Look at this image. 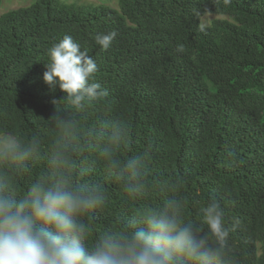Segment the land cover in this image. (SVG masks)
Returning <instances> with one entry per match:
<instances>
[{
  "label": "trees",
  "instance_id": "trees-1",
  "mask_svg": "<svg viewBox=\"0 0 264 264\" xmlns=\"http://www.w3.org/2000/svg\"><path fill=\"white\" fill-rule=\"evenodd\" d=\"M108 1L117 5L32 0L0 14V127L51 139L52 101L64 94L43 81L47 49L72 36L109 95L61 116L122 119L131 150L154 145L150 177L182 180L193 220L211 197L221 202L234 264H264V0ZM207 13L221 17L202 23ZM109 31L104 51L95 36ZM92 180L109 192L100 222L122 219L130 205L102 165Z\"/></svg>",
  "mask_w": 264,
  "mask_h": 264
},
{
  "label": "clouds",
  "instance_id": "clouds-1",
  "mask_svg": "<svg viewBox=\"0 0 264 264\" xmlns=\"http://www.w3.org/2000/svg\"><path fill=\"white\" fill-rule=\"evenodd\" d=\"M116 36L97 34L95 43L107 51ZM47 56L43 81L64 94L52 101L51 139L0 127V264H234V225L218 199L193 220L182 180L150 177L154 145L131 150L126 122L61 116L105 103L96 60L70 35ZM98 164L130 205L110 223L100 222L110 198L105 184L92 180Z\"/></svg>",
  "mask_w": 264,
  "mask_h": 264
},
{
  "label": "rangeland",
  "instance_id": "rangeland-1",
  "mask_svg": "<svg viewBox=\"0 0 264 264\" xmlns=\"http://www.w3.org/2000/svg\"><path fill=\"white\" fill-rule=\"evenodd\" d=\"M31 1L32 0H0V14L9 9L26 6L29 3H31ZM61 1L76 5L100 4L103 2H106V4L108 5H113V6L117 5L115 1L110 2L108 0H61ZM216 17L220 18L221 16L207 13L202 17L201 22L208 23L211 19Z\"/></svg>",
  "mask_w": 264,
  "mask_h": 264
}]
</instances>
